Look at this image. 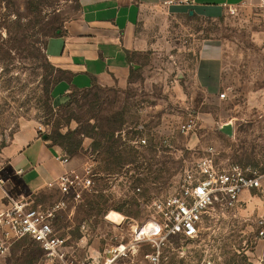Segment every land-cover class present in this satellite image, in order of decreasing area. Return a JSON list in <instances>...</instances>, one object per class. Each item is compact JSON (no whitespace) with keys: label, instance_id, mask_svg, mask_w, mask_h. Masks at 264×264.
<instances>
[{"label":"rangeland","instance_id":"1","mask_svg":"<svg viewBox=\"0 0 264 264\" xmlns=\"http://www.w3.org/2000/svg\"><path fill=\"white\" fill-rule=\"evenodd\" d=\"M79 13V0H0V148L27 127L65 136L66 150L58 147L73 169L97 176L99 193H86L85 203L57 216L62 236L76 242L84 226L87 250L126 238L128 225L147 220L146 202L172 194L209 148L218 163L264 174V9L250 5L216 17L145 10L136 30L143 49L133 52L127 82L56 99L62 75L48 59L47 44ZM206 40L217 41L224 56L220 87L212 94L195 74ZM190 118L195 132L184 135L178 128ZM226 125L230 134L222 131ZM140 138L148 140L146 147L137 145ZM36 198L46 208L60 199L55 191ZM111 212L119 220L109 219ZM119 213L127 218L123 227L114 225L124 220ZM263 214L264 194H244L235 208L212 213L203 236L165 248L162 264H249L264 250L258 236ZM137 251L117 264H148L143 255L149 246ZM38 257L28 241L11 251L14 264Z\"/></svg>","mask_w":264,"mask_h":264},{"label":"built area","instance_id":"2","mask_svg":"<svg viewBox=\"0 0 264 264\" xmlns=\"http://www.w3.org/2000/svg\"><path fill=\"white\" fill-rule=\"evenodd\" d=\"M256 7L264 9V0H260ZM224 97V94L220 95V98ZM195 128L196 121L190 118L178 129L188 135L195 132ZM136 143L146 147L148 140L140 138ZM172 149L170 147L169 151ZM57 160L64 165L69 163L66 156H58ZM96 178L89 168L83 173L74 169L66 171L48 184L60 199L46 208L31 197H15L6 191L8 180L4 166H1L0 192L6 207L0 211V264H14L11 251L22 241H28L39 251L37 260L30 264H117L129 259L145 245L151 251L143 255L144 260L148 264H162L165 248L176 240H195L203 236L204 222L213 217L216 209L231 210L240 203L244 194L250 195L253 191L264 194V174L237 164L218 163L215 150L209 148L205 156L184 171L172 194L146 202L145 207L150 213L144 223L128 225L126 238H115L114 243L87 250V236L90 238V235L84 234V226L81 227L83 235L75 242L70 235L62 236L55 222L57 216L69 207L85 203L86 193H99ZM106 182L108 190L113 192L115 180L109 177ZM136 191L139 193L141 190L137 188ZM123 217L120 224H114L116 227L124 226L127 218ZM258 229V236L264 241V214L258 221ZM249 264H264V250Z\"/></svg>","mask_w":264,"mask_h":264},{"label":"crops","instance_id":"3","mask_svg":"<svg viewBox=\"0 0 264 264\" xmlns=\"http://www.w3.org/2000/svg\"><path fill=\"white\" fill-rule=\"evenodd\" d=\"M259 1L79 0V16L47 44L48 59L62 75L54 87L55 98L61 99L72 90H88L94 85L125 84L134 68L133 52L143 49L136 30L145 10H160L175 17L176 12L216 17L229 10L259 4ZM223 57L222 46L217 41H204L195 74L206 93L212 94L220 87ZM57 89L63 94H57ZM43 136L27 127L0 148V167L4 166L8 180L5 190L11 195L33 196L35 201L36 197L54 192L48 184L74 168L70 161L64 165L57 160L58 156L66 155ZM5 207L6 201L0 192V211Z\"/></svg>","mask_w":264,"mask_h":264},{"label":"trees","instance_id":"4","mask_svg":"<svg viewBox=\"0 0 264 264\" xmlns=\"http://www.w3.org/2000/svg\"><path fill=\"white\" fill-rule=\"evenodd\" d=\"M94 86H95V85H94ZM91 88H92V87H91ZM91 88H90V89H91ZM88 90H89V89H88ZM62 138L64 139L65 136L58 135V137H57V136L47 135V141H50L52 145H54V146H60V147H62L64 150H66V147L64 146L63 141L61 140V142H60V139H62Z\"/></svg>","mask_w":264,"mask_h":264},{"label":"water","instance_id":"5","mask_svg":"<svg viewBox=\"0 0 264 264\" xmlns=\"http://www.w3.org/2000/svg\"><path fill=\"white\" fill-rule=\"evenodd\" d=\"M190 15H192V12H190ZM228 125H226V126H224L223 128H222V131L224 132V133H226V134H230V130H228ZM43 139H47V136L46 135H44L43 136Z\"/></svg>","mask_w":264,"mask_h":264},{"label":"bare ground","instance_id":"6","mask_svg":"<svg viewBox=\"0 0 264 264\" xmlns=\"http://www.w3.org/2000/svg\"><path fill=\"white\" fill-rule=\"evenodd\" d=\"M109 219L111 220H119V215L117 213L111 212L109 215Z\"/></svg>","mask_w":264,"mask_h":264}]
</instances>
